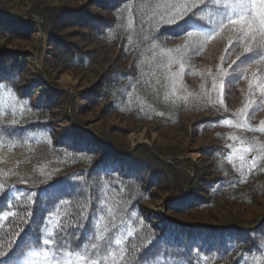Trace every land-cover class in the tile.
Instances as JSON below:
<instances>
[{"label": "trees", "instance_id": "obj_1", "mask_svg": "<svg viewBox=\"0 0 264 264\" xmlns=\"http://www.w3.org/2000/svg\"><path fill=\"white\" fill-rule=\"evenodd\" d=\"M109 1L114 16L108 19L81 5L53 4L47 20L46 6L34 11L45 24L58 27L66 14L74 23L89 26L95 37L110 44L121 40L127 55L134 57L135 69L101 68L93 88L76 89L70 109L75 122L66 104L59 125L46 117L51 104H59L62 111L61 99L67 103L71 92L60 90L44 63L31 71L46 73L48 84L25 75V55L0 50V128L14 130L11 135L0 133V264H264V223L250 229L264 210L253 218L215 211L218 201L249 203L262 193L264 140L246 141L238 135L225 143L221 136V142L206 149L216 174L206 178L197 170L189 183L193 165L179 160L183 151L156 146L164 160L146 145L128 153L130 147L102 128L89 129L82 117L90 102L99 101L108 102L112 111L162 124L178 122L184 112L202 111L208 96L187 95L181 88L177 92L181 76L176 73L191 51H203L233 23L250 20L264 39V0ZM18 12L0 1V31L25 38L39 30L35 17ZM119 15L123 19L116 22ZM44 29L50 40L58 37L56 29ZM176 37L185 42H175ZM58 40L60 46L66 43L60 54L67 65L88 67L93 62L94 57ZM157 44L164 53L144 55ZM150 77L162 81L160 90ZM49 84L45 90L51 97L44 92ZM78 97L87 99L85 105ZM198 124L264 133L246 115L219 114ZM5 151L24 157L6 159L1 154ZM157 185L168 193L159 203L153 192Z\"/></svg>", "mask_w": 264, "mask_h": 264}, {"label": "rangeland", "instance_id": "obj_2", "mask_svg": "<svg viewBox=\"0 0 264 264\" xmlns=\"http://www.w3.org/2000/svg\"><path fill=\"white\" fill-rule=\"evenodd\" d=\"M0 1L13 9L22 11L21 13L18 12L17 15H31L40 23L39 30L33 32V34L30 32L25 38L10 33L11 31H0V50L18 51V54L25 55L24 57L27 61L24 63H28V69L25 71V75H27L29 79L32 75V81L40 80V82L36 81L40 84L47 81L46 73L41 69V71L35 69L41 68L40 66H43L44 63L48 76L60 87V90L71 92V97L73 92L75 94L71 103V98H69V101L66 103V100H64L65 97H62V111L57 110L59 104H51L52 109L46 112V117H48L53 124L59 125V123H61L60 116H62L63 105L65 104V110L68 111L71 120L75 122L70 113V109L77 98L76 89L85 91L93 88L99 82L102 70L110 72L115 65L124 70L135 69L134 61H132L134 57L133 55H127L129 52L123 48L121 40L120 43L110 44L107 39L104 40L99 36L95 37L94 31L91 30L89 26L74 23L71 19L72 17L69 18L66 14H63V18L60 21L62 24L58 27L53 22L46 21L45 24L44 20L40 18L38 14L34 13L36 9H43L46 6L47 9H45V13L43 14L47 20L49 15L47 14V10L52 12L54 5H81L82 8L88 6V11L92 12V14L96 13L108 19L114 16V12L107 7L110 2L109 0H101L99 4L95 1L91 2V0ZM112 1L116 3L119 0ZM166 2L167 1L159 0V3ZM119 3L120 1L117 4ZM141 5L142 4H140V6ZM169 8L170 7L167 9ZM121 19H123V17L119 15V18L115 17L114 20L119 22ZM45 26L47 32H49V27L52 29L54 28V30L56 29L54 34L60 37L63 42H68V45L73 44L76 46L73 48V51L77 50L94 57L93 62L88 67L84 65H67L64 63V60H61L62 54H60V51L61 47L67 48L66 43L60 46L61 41L58 40V37H54L53 40H50L48 33H45ZM165 35L168 37L166 33L163 34V36ZM44 40L45 42L43 43ZM175 40L177 43L185 42V39L180 37H176ZM167 41L170 43L174 42L169 39ZM163 42L166 43V41ZM157 49H159L158 44L153 46L151 52L150 49L144 51V55H150V58H153L165 52L162 49ZM263 49V36L250 20H246L225 27L222 33L207 44L203 51H200L198 54L195 55V51H191L192 53L190 52L188 55L192 57H190L184 66L181 67V70L176 73V75L179 76L177 78L181 76V83H179L180 86L177 92L180 90L179 88H181V91L186 92L187 95L192 94L198 96L204 94L208 96L207 100L209 101L203 105L202 111L197 112V110H191L186 113L184 112L180 116L178 122L174 121V123L162 124L161 122L137 120L124 112L112 111L109 103L106 101H99L94 104L90 102V104L86 106L84 113H82V117L87 122L88 127H90L89 129L102 128L107 133H110L113 138L124 143L127 147H130V151H132L136 144L146 145L147 143L150 144L155 151L156 146L171 148L174 149V151H183L179 160H188L193 165V172H191L192 178L189 183L194 179L197 170L206 178L214 176L216 173H214L211 168L214 161H212L206 150L209 145L221 142V140H219L221 136L224 138L225 143L237 139L236 137L238 135L244 137L242 139L246 141H251L253 138H259L263 141L264 133H258L247 129H238L236 132L220 126L216 129H207L205 127H201V129L198 127V123L208 117L218 116L219 114H235L246 115L252 124L264 127ZM73 51H71V53ZM144 57L145 56L140 55V59L142 58L143 60ZM41 58L44 59L43 62ZM142 60H140V62ZM152 61H154L155 64H159L154 59H152ZM109 62L112 63L110 64ZM32 68H35V71L32 72ZM37 72H39L38 75H36ZM149 80H151L150 83L157 81V90H160V86L163 85L161 80L158 81L155 78ZM173 84L176 85L178 83L174 81ZM44 92L45 95L48 96L49 94V97H51L50 92L47 94L45 89ZM78 98L79 102L85 105L87 99ZM230 137H232V139ZM44 149L43 147L39 148L40 151ZM1 154L6 159H13V157L17 158L24 155L19 151L14 153L5 151ZM157 154L160 155L158 152ZM166 163H171V160H166ZM259 183L261 184L260 188H262V186L264 187V180H261ZM162 186L157 187L158 189L153 191L155 192L154 197L158 203L162 196L168 194L166 191L160 189L163 188ZM160 193H163V195ZM260 193L254 194L249 203L240 201L230 203L227 200L218 201L216 202L218 207L216 206L215 211L234 216L240 215L243 218H253L264 210V188L261 195Z\"/></svg>", "mask_w": 264, "mask_h": 264}, {"label": "water", "instance_id": "obj_3", "mask_svg": "<svg viewBox=\"0 0 264 264\" xmlns=\"http://www.w3.org/2000/svg\"><path fill=\"white\" fill-rule=\"evenodd\" d=\"M42 23V22H41ZM42 25V24H41ZM74 92H73V94H72V97H71V100H70V103L73 101V98H74ZM139 145H141V144H136L134 147H133V149H132V151L137 147V146H139ZM143 145V144H142ZM147 146H148V148H149V150L151 151V153L153 154V155H155L157 158H159V159H161L162 160V158H161V156L160 155H158L157 154V152L153 149V147L150 145V144H146ZM131 151H129L128 153H130ZM164 160V159H163ZM166 161V160H165ZM262 223H264V217L258 222V224L257 225H255L254 227H251L250 229H255V228H258L260 225H262ZM239 227V226H238Z\"/></svg>", "mask_w": 264, "mask_h": 264}, {"label": "snow or ice", "instance_id": "obj_4", "mask_svg": "<svg viewBox=\"0 0 264 264\" xmlns=\"http://www.w3.org/2000/svg\"><path fill=\"white\" fill-rule=\"evenodd\" d=\"M193 16H195L194 13H193ZM13 131L14 130H10L8 128H0V133H7V134L11 135ZM4 195L6 196L7 193L5 192ZM45 243H47V241H45ZM59 246L63 247V244L61 243ZM76 246L78 247L79 245L77 244ZM18 255H22V252L20 254H18Z\"/></svg>", "mask_w": 264, "mask_h": 264}, {"label": "bare ground", "instance_id": "obj_5", "mask_svg": "<svg viewBox=\"0 0 264 264\" xmlns=\"http://www.w3.org/2000/svg\"><path fill=\"white\" fill-rule=\"evenodd\" d=\"M37 81H39V82H40V80H37ZM45 83H46V84H48V82H47V81H46ZM51 87H52V86H50V84H49V86L47 85V87H44V89H49V88H51ZM257 224H258V223H257ZM262 224H263V223H262ZM260 226H261V225H260ZM260 226H259V227H260Z\"/></svg>", "mask_w": 264, "mask_h": 264}]
</instances>
